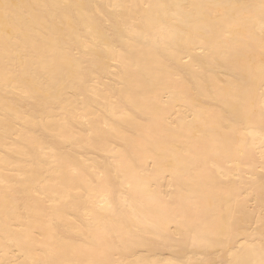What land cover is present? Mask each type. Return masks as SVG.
Segmentation results:
<instances>
[{
    "label": "bare ground",
    "instance_id": "bare-ground-1",
    "mask_svg": "<svg viewBox=\"0 0 264 264\" xmlns=\"http://www.w3.org/2000/svg\"><path fill=\"white\" fill-rule=\"evenodd\" d=\"M0 264H264V0H0Z\"/></svg>",
    "mask_w": 264,
    "mask_h": 264
}]
</instances>
